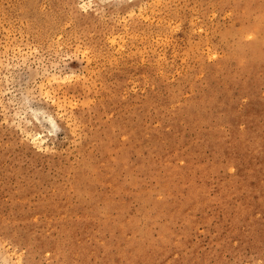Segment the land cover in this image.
<instances>
[{
    "label": "rangeland",
    "instance_id": "374dc122",
    "mask_svg": "<svg viewBox=\"0 0 264 264\" xmlns=\"http://www.w3.org/2000/svg\"><path fill=\"white\" fill-rule=\"evenodd\" d=\"M0 264H264V0H0Z\"/></svg>",
    "mask_w": 264,
    "mask_h": 264
}]
</instances>
